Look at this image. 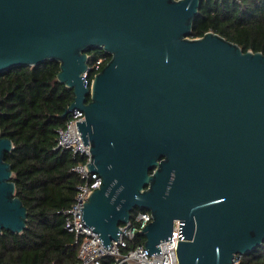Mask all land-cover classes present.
Instances as JSON below:
<instances>
[{"label": "water", "instance_id": "obj_1", "mask_svg": "<svg viewBox=\"0 0 264 264\" xmlns=\"http://www.w3.org/2000/svg\"><path fill=\"white\" fill-rule=\"evenodd\" d=\"M203 0H0V74L46 62L73 91L86 166L102 184L81 221L104 248L135 209L147 255L179 221L178 264H235L264 243V54L190 34ZM110 60L85 84L88 55ZM87 98L89 101L87 102ZM0 136V233L20 234Z\"/></svg>", "mask_w": 264, "mask_h": 264}, {"label": "trees", "instance_id": "obj_2", "mask_svg": "<svg viewBox=\"0 0 264 264\" xmlns=\"http://www.w3.org/2000/svg\"><path fill=\"white\" fill-rule=\"evenodd\" d=\"M212 32L238 45L243 52L264 54V0H203L190 38ZM98 72L110 60L100 49L88 53ZM56 62L14 68L0 74V136L12 142L5 154L15 196L27 209L20 234L0 233V264H76L78 244L64 227L62 211L73 202L78 177L70 169L78 162L70 152L55 150L56 130L68 120L61 114L73 102V91L60 84ZM95 75L87 74V86ZM89 98H87V102ZM140 211L135 209L132 214ZM137 235L128 248L143 243ZM101 264H112L110 257ZM237 264H264V243L237 256Z\"/></svg>", "mask_w": 264, "mask_h": 264}, {"label": "built area", "instance_id": "obj_3", "mask_svg": "<svg viewBox=\"0 0 264 264\" xmlns=\"http://www.w3.org/2000/svg\"><path fill=\"white\" fill-rule=\"evenodd\" d=\"M100 65L101 59L95 62L92 69L88 67V72L93 70L96 74ZM87 74L84 75L86 85ZM83 120V111L74 109L68 115L64 126L56 130L54 147L60 152H70L71 157L78 160L70 171L78 177L80 183L76 186L71 206L61 212L64 217V229L73 235L75 243L78 244L76 264H101V260L105 257H110L112 264H178L175 249L177 241L183 239H178L179 221L177 220L173 223L171 238L160 242L158 245L160 253L151 256L147 255L144 240L142 244L128 248L129 242L134 241L137 235L142 236V230L151 221L150 214L146 211L131 214L129 222L119 226L122 234L118 235L119 240L113 242L109 249H105L99 242L98 236L82 223L80 209H83V204L88 200V192L91 193L102 184L101 177L97 173L90 172L86 167L91 156L89 146L83 145L76 126V122Z\"/></svg>", "mask_w": 264, "mask_h": 264}]
</instances>
